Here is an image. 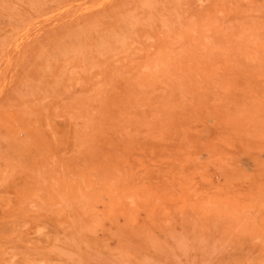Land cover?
Here are the masks:
<instances>
[{"label": "rangeland", "instance_id": "obj_1", "mask_svg": "<svg viewBox=\"0 0 264 264\" xmlns=\"http://www.w3.org/2000/svg\"><path fill=\"white\" fill-rule=\"evenodd\" d=\"M0 264H264V0H0Z\"/></svg>", "mask_w": 264, "mask_h": 264}]
</instances>
